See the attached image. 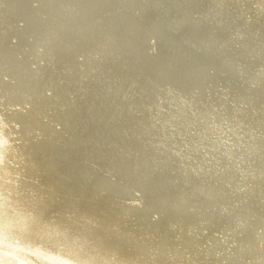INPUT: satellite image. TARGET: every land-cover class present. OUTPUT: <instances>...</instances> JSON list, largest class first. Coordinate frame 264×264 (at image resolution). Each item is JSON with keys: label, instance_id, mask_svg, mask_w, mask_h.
I'll return each instance as SVG.
<instances>
[{"label": "bare ground", "instance_id": "1", "mask_svg": "<svg viewBox=\"0 0 264 264\" xmlns=\"http://www.w3.org/2000/svg\"><path fill=\"white\" fill-rule=\"evenodd\" d=\"M0 264H264V0H0Z\"/></svg>", "mask_w": 264, "mask_h": 264}]
</instances>
